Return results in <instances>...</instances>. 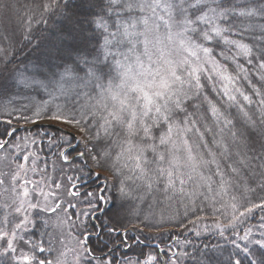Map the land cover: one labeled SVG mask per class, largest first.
I'll return each mask as SVG.
<instances>
[{"label":"snow or ice","instance_id":"1","mask_svg":"<svg viewBox=\"0 0 264 264\" xmlns=\"http://www.w3.org/2000/svg\"><path fill=\"white\" fill-rule=\"evenodd\" d=\"M40 7L39 18H24L19 48L15 33L0 35V88L17 89L19 104L11 110L5 106L8 118L0 121L8 126L0 131V152L7 153L0 160L12 156L19 161L8 173H0V187L7 181L4 190L12 197L0 205V264H61L59 259L40 258L51 249L26 239L34 225L32 212L56 214L64 201L57 191L44 190L43 178H28L30 171L37 172L39 157L22 154L19 141L12 143L18 130L13 119L36 127L47 121L43 127L54 131L44 135L56 155L66 163L76 157L83 161L76 169L83 184L88 182L84 177H101L89 159L110 171L111 180L105 176L98 193H84L82 202L89 210L75 216L79 227H85L81 216L107 211L100 204L109 203L104 192L114 188L122 201L117 215L129 204V214L158 237L172 230L170 224L199 237L196 226L207 217L197 213L209 208L212 229L231 248L204 245L197 264H264V215L258 224L248 225L257 210L264 213V0H93L90 15L83 19L68 11L70 0H46ZM14 8L12 0H0L3 17ZM57 13L70 27L65 33L54 26L49 54L62 55L65 42L77 39V33L85 46L95 41L91 50L80 54L77 49L75 58L69 52L72 62L58 65L57 71L44 64L32 71L28 65L10 69L18 52L27 59L29 45L40 47L39 41L34 43L33 25H47L45 16ZM213 44H223L227 51L216 52L209 46ZM23 92L43 93L47 99ZM59 125L74 127L80 135ZM35 136L41 133L33 134L32 145ZM19 140L27 149L29 138ZM80 186L72 184L68 194L80 196ZM76 207L69 203L63 209L66 221L59 218L60 224L77 227L68 211ZM110 223L102 222L108 235L118 231ZM81 235L77 264H113L92 255L90 234ZM157 261L149 253L137 264ZM159 264H178V254Z\"/></svg>","mask_w":264,"mask_h":264},{"label":"trees","instance_id":"2","mask_svg":"<svg viewBox=\"0 0 264 264\" xmlns=\"http://www.w3.org/2000/svg\"><path fill=\"white\" fill-rule=\"evenodd\" d=\"M23 1V11H21L22 18L20 16V13H16L13 11L10 13L9 17L13 16L15 18V24L13 19L9 26H0V35L7 33L11 36L13 35V33H15L14 39L17 42V48L21 46L19 42V33L20 31H22L23 26H26L24 23V18L31 15H36V17L39 18L42 13V9L40 6L42 5V3L46 2V0ZM92 2L93 0H70L71 7L68 11L74 12L76 17L83 19L86 16L90 15L89 4ZM29 11L32 12L31 15L29 14ZM24 12L25 15L23 16ZM45 18L48 20L47 25L41 24L38 26H33L34 43L39 41L40 47L33 48V45H29L24 50L25 53H28L27 59H22V54L18 52L17 59L13 61V64L9 65L10 69L18 65L20 67L28 65L29 71H32L34 70L35 66L44 64L47 67H50L51 70L57 71L61 70L57 68L58 65H62L65 62L70 64L72 62V60L68 58L69 52L71 53V56L75 58L77 56V49L82 50L80 54H85L87 51L91 50L95 41H91L85 46V44L82 43V38L77 33V39H69L65 42L66 51L62 55L58 56L54 51L52 52V54H49V50L51 49L52 44L51 32L54 26L63 27L65 33H67L70 25L68 24V22L64 21V18L58 13L56 15H46ZM83 27L86 30V35L91 36L92 33L90 30H88L87 24H84ZM209 46L214 47L216 52H220L222 50L227 51L226 46H224L223 44L218 47L215 44ZM88 58L91 59V56H89ZM241 63H244L243 58H241ZM9 83H11L10 80ZM17 91V89L11 87L0 88V121H2V119L8 118L7 111L4 110L5 106L8 110H11V108L13 107H19V104L16 103ZM22 94L34 96L37 100L47 99V97L43 93L37 95L36 92H23ZM12 124L13 126L26 125L24 121L15 119H13ZM43 126L45 125H41V127L29 128L28 130L16 131L14 137L12 138V143H17L18 141L20 143V136L28 137L31 140L34 133L40 132L41 136L34 137L36 140V144L32 145L29 141V146H36L35 149L38 151L42 162H57V160H59V162H62L59 156L56 155L57 149L55 147H49V136L44 135V132L54 131V129H47ZM7 127L8 126L6 124L0 122V131H3ZM85 159H87V157H85ZM64 164L67 170L65 175L67 177L70 176L74 178L76 181V177L80 176L79 171H77L76 169L83 166V161L80 160L78 162L74 161ZM88 165L90 167H93L94 171L100 170V173L101 171H104L111 175L107 167H95L92 165L90 159L88 160ZM84 171H88V168H84ZM86 178L87 177H84L83 179ZM103 178L104 176L101 174V179ZM103 187L104 185L101 184L100 188ZM97 192L98 191H96V193ZM104 195L109 203H106L105 206L104 204H100V208L106 209V212L102 213L100 211H97V213H99L97 214V216L95 215L96 221L92 220V218L85 219L84 216L80 217L85 225L83 229L85 228V231L91 234L88 239V245L92 250V255L96 257L103 256L106 260L111 259L113 261V264H130L133 260L135 261L144 259L145 255L149 253L156 254L158 256L159 262L168 261L172 253H177L178 264H197V259H202L201 253L205 251L204 245H209L211 247L212 245L219 244L221 246L227 247L229 250L231 248L230 245H225V241L220 239L217 236L215 230H212V228L209 229L210 231L199 230L201 231V235L197 237L191 231H186L184 228L176 224H170L167 225V227L171 228V231L165 232L162 237L155 236L153 232H150L148 229L143 228V224L139 223L133 216L129 214L128 208L126 207L127 204H125V207L123 209L119 210V214L117 215V209L119 208L122 201L120 199L119 193L114 188H109L104 192ZM78 198H81V196L75 198L71 196V199L73 200L71 204L76 205ZM160 199H163V197H160ZM165 204H167V202H165ZM172 206L173 208H175V201L172 202ZM79 208H83L84 211H87L88 205L86 203H83L80 206L77 205V208H75L74 210H68L69 214L73 216L74 222L77 225V227H73V229L78 228L80 224V221H75V216L83 211H78ZM124 211H126V213ZM157 211H159V209H157ZM181 211H183V209H181ZM43 214L44 212H40L39 214H37V222L34 228L35 231L29 233V235L38 244L43 242L41 233L45 234V232H43V227H45L46 225L44 224L45 222L42 217ZM197 215L207 217L205 220L199 222V224L196 226L197 229L199 225L204 223L203 221H206L207 226L213 225L214 214L210 211L209 208H205L204 212H198ZM262 215H264V213H261L259 212V210H257V212L255 213L256 218L250 219L248 221V225L250 226L258 224L259 218ZM109 219L111 220L109 226H115L118 229L116 233L111 235L106 234V228H102V222ZM189 219H193V217H189ZM184 223L187 224V221H184ZM124 229H128V231L126 235H121ZM99 231H101V233L96 236ZM153 245H158L159 248L165 249V252L167 254L160 253L157 249V246ZM169 248L171 249L170 252L168 251ZM185 253H187V255H184ZM223 256L226 257L227 252H224ZM83 262V264H86V261ZM92 264H96V261L93 260Z\"/></svg>","mask_w":264,"mask_h":264},{"label":"rangeland","instance_id":"3","mask_svg":"<svg viewBox=\"0 0 264 264\" xmlns=\"http://www.w3.org/2000/svg\"><path fill=\"white\" fill-rule=\"evenodd\" d=\"M12 3L15 5V8L13 9V11L16 13H20V16L22 18L21 11H23L24 1L23 0H12ZM29 14L31 15L32 12H30ZM24 15H25V12L23 13V16ZM13 19H14V24H15L16 20L13 16L3 17L2 15H0V26L1 25L2 26L3 25L9 26L11 24V21H13ZM33 26H37V25H33ZM47 123H48L47 121H40L39 122L40 125H47ZM59 126L66 128L67 131H69V132L76 133L77 136L80 135L74 127L67 126V125H59ZM21 137H23V136H20L19 138H21ZM29 141H30V138H29ZM20 144H21V148L23 150L22 154L36 153V155L39 157V159L36 162L37 172L32 173L30 171L28 173V178L32 179L34 181H40L43 178L44 190L48 191L51 189V190L57 191L60 199L62 201H64V205H63L62 209L58 210L56 214L44 213L42 215L43 220L45 222L44 224L46 226L43 227V232H45V234L41 233V238H42L43 242H41L39 244H42V246L45 247L46 249L50 248L51 251L45 252L42 256H40V258L47 257V259L53 260L54 262L57 259H59L61 264H77L76 254H77V252L80 251V246L77 244V240L83 238L81 233H85V234H90V233H87L85 231V228L83 229V227L78 226V228L73 229V226L71 224H69L67 222L60 224V222H59V218H63L66 221V217H65V213H64L63 209L66 208L69 203L73 202V200L71 199V196L68 193L72 189V184H74L75 179L73 178L71 181H69L68 177H70V176L67 177L65 175L67 170L65 168L66 166L64 163H66V162H64V161L59 162V160H57V162L56 161L42 162L38 151L35 149L36 146H34V147L31 145L29 146V142H28V148L23 149L24 141L21 140ZM4 155H7V153L6 152H0V157H3ZM18 162L19 161L14 162V158L12 156L9 157L8 161L0 160V173H8L10 167L14 169L15 163H18ZM30 164H31V161H29V165ZM97 172H100V170ZM101 174L104 177L107 176L109 178V180H111V175L109 173L101 171ZM55 183L61 184V186H62L61 189H59V190L55 189V187H54ZM7 186L8 185H7V181H6V184L3 187H0V205H3L4 203H10L11 202V198H12L11 193L6 192L4 190L5 188H7ZM76 190L78 191V189H76ZM98 192H99V190H98ZM40 199L42 200V197ZM84 199H85V197L78 198L76 205H78V206L82 205L83 204L82 201ZM93 202L96 203L95 200H93ZM126 207L129 208L130 205L127 204ZM81 210L84 211L83 208H79L78 211H81ZM40 212H43V211L34 210L32 212L31 219L34 221V225L29 226V231H28V234L26 236V239H31L33 242H35V241L29 235V233H32L35 231L34 228H35V224L37 222V214H39ZM124 212L126 213V211H124ZM96 216L90 215L88 217H85V219L92 218V220L96 221ZM203 222L204 223H202L201 225L198 226L197 230H203L204 231V229L206 227L208 229L212 228V225L207 226L206 221H203ZM208 231H210V230H208ZM90 235H89V237H90ZM61 241H62V243H61ZM87 244H88V242H87ZM61 253H64V255L62 256ZM154 255H156V254H154ZM144 259L135 260V261L133 260V261H131L130 264H137V261L143 262ZM83 263H84L83 261L80 262V264H83ZM157 264H159V260L157 261Z\"/></svg>","mask_w":264,"mask_h":264},{"label":"flooded vegetation","instance_id":"4","mask_svg":"<svg viewBox=\"0 0 264 264\" xmlns=\"http://www.w3.org/2000/svg\"><path fill=\"white\" fill-rule=\"evenodd\" d=\"M76 144V141H74L73 142V145H75ZM80 150H82V147L80 146L79 148H77L76 149V151H80ZM68 152H69V154L71 155V156H73V157H75V152L72 150V149H68ZM81 159L79 158V157H76L75 159H73L71 162H74V161H80ZM86 180L88 181L86 184H83L82 183V180H76L75 182H74V184H78V185H81L82 184V186H80V187H78L77 189H78V191L81 193V197L82 196H84V193L86 192V191H93V192H96V191H98L99 189H100V187H101V181H102V179H101V177H100V180H95V178H92V179H88V178H86ZM104 206H105V204H104ZM99 213V212H98ZM97 212L94 214V215H97L98 214ZM100 233H101V231H100Z\"/></svg>","mask_w":264,"mask_h":264},{"label":"water","instance_id":"5","mask_svg":"<svg viewBox=\"0 0 264 264\" xmlns=\"http://www.w3.org/2000/svg\"><path fill=\"white\" fill-rule=\"evenodd\" d=\"M34 127H36V126H33V125H31V126H19V127H17V129L18 130H25V129L34 128Z\"/></svg>","mask_w":264,"mask_h":264}]
</instances>
